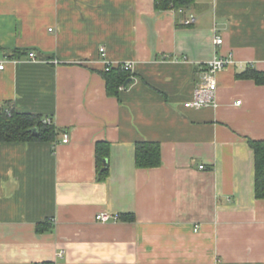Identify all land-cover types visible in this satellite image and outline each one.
<instances>
[{
  "label": "crops",
  "instance_id": "0c3cea01",
  "mask_svg": "<svg viewBox=\"0 0 264 264\" xmlns=\"http://www.w3.org/2000/svg\"><path fill=\"white\" fill-rule=\"evenodd\" d=\"M216 56L232 59L218 105L186 107ZM2 61L0 104L61 133L0 142V264H264L248 143L264 140V84L236 76L264 71V0H0ZM125 62L132 80L109 95L103 70ZM138 141L161 143L160 166H136Z\"/></svg>",
  "mask_w": 264,
  "mask_h": 264
},
{
  "label": "trees",
  "instance_id": "16d2710c",
  "mask_svg": "<svg viewBox=\"0 0 264 264\" xmlns=\"http://www.w3.org/2000/svg\"><path fill=\"white\" fill-rule=\"evenodd\" d=\"M195 3V0H155L157 10L184 9ZM29 55V54H28ZM106 80L107 93L118 96L120 88L125 86L132 78L131 71L123 66L108 67L103 70ZM238 78L254 79L258 84H264V71L257 70L253 65L236 73ZM37 128V133L34 132ZM61 133L54 123H46L40 115L19 112L9 103L0 104V142L1 141H54ZM255 155V194L258 199H264V140L248 139ZM98 179L106 180L109 175L108 166L104 161L109 158L110 144L100 141L96 146ZM136 166L138 168H151L161 165V143L158 141H138L135 151ZM38 232L46 230L42 223L37 226ZM35 264H56L53 261L36 262Z\"/></svg>",
  "mask_w": 264,
  "mask_h": 264
},
{
  "label": "built area",
  "instance_id": "2783aa9c",
  "mask_svg": "<svg viewBox=\"0 0 264 264\" xmlns=\"http://www.w3.org/2000/svg\"><path fill=\"white\" fill-rule=\"evenodd\" d=\"M195 21V18H189L186 20V23H192ZM215 44L220 45L223 43V38L220 36H216L214 39ZM101 52L105 51L104 47L100 48ZM29 57L32 59H38L36 52L31 51L29 52ZM39 60H45L43 58ZM58 62V61H56ZM232 63V59L230 56H216L210 61L207 62V69L205 73V77L200 82L195 91H194V96L191 100L185 102L186 107H193V108H202V107H207V106H217V98H216V91H217V80H216V74L226 68L229 64ZM121 66L127 71H131L133 69V65L131 62H125L121 63ZM115 67L112 65V63H108L107 67ZM5 68V62L0 63V71ZM240 103V101H238ZM44 121L46 123L52 122L50 118H44ZM69 138L68 136H65L63 138V142H68ZM201 167H204V165H201ZM97 219L101 222H106L111 219V216L109 213H98ZM61 254V253H60Z\"/></svg>",
  "mask_w": 264,
  "mask_h": 264
},
{
  "label": "water",
  "instance_id": "95a60500",
  "mask_svg": "<svg viewBox=\"0 0 264 264\" xmlns=\"http://www.w3.org/2000/svg\"><path fill=\"white\" fill-rule=\"evenodd\" d=\"M132 80V78L128 79L125 83V85H127L130 81ZM34 132L37 133V128H34Z\"/></svg>",
  "mask_w": 264,
  "mask_h": 264
}]
</instances>
